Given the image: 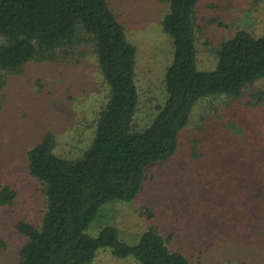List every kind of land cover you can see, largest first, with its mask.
<instances>
[{"label": "rangeland", "instance_id": "374dc122", "mask_svg": "<svg viewBox=\"0 0 264 264\" xmlns=\"http://www.w3.org/2000/svg\"><path fill=\"white\" fill-rule=\"evenodd\" d=\"M108 1L137 49V124L144 125L165 97L173 60L162 26L170 3ZM195 27L198 65L211 69L220 44L239 29L264 34V0H202ZM79 50L76 60L33 62L0 83V191L10 185L18 192L14 205H0V264H18L23 238L16 225H38L45 211L44 187L29 173L28 151L51 131L61 155L81 154L91 142L107 89L91 46ZM148 209L155 212L151 218ZM107 227H116L130 245L149 228L172 233V248L185 251L192 264H264V79L239 97L201 100L175 157L147 170L133 201L103 206L87 232L97 237ZM91 264L137 263L101 249Z\"/></svg>", "mask_w": 264, "mask_h": 264}, {"label": "trees", "instance_id": "16d2710c", "mask_svg": "<svg viewBox=\"0 0 264 264\" xmlns=\"http://www.w3.org/2000/svg\"><path fill=\"white\" fill-rule=\"evenodd\" d=\"M201 1L169 0L162 26L173 42V60L165 71V97L152 119L139 126L137 49L108 0H0V83L33 62L76 60L79 47L89 45L107 89L81 154L58 153L52 131L28 151L29 173L43 185L46 200L40 224L16 225L23 238L18 264H91L101 249L134 257L137 264H192L185 251L172 248V233L149 228L130 245L116 227L97 237L87 231L103 206L133 201L147 170L175 157L201 100L239 97L264 79V34L245 29L220 44L215 67H199L195 13ZM17 197V190L5 185L0 205L12 206ZM147 215L155 212L148 209Z\"/></svg>", "mask_w": 264, "mask_h": 264}]
</instances>
